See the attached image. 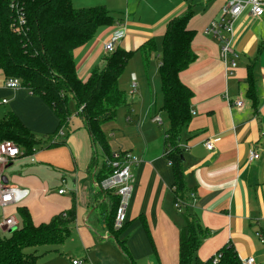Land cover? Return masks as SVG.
I'll use <instances>...</instances> for the list:
<instances>
[{"label": "crops", "instance_id": "obj_1", "mask_svg": "<svg viewBox=\"0 0 264 264\" xmlns=\"http://www.w3.org/2000/svg\"><path fill=\"white\" fill-rule=\"evenodd\" d=\"M139 1L85 0L83 8L105 6L118 20L111 32L123 25L125 38L119 47L127 51H137L154 40L158 74L168 23L193 12L189 28L195 32L192 49L197 58L180 77L194 93L193 118L182 135L181 146L185 149L186 183L196 189L197 199L190 212L207 231L198 257L207 261L231 245L242 264L249 258L255 259L254 264H264L260 238H264V15L255 18L247 9L236 20L233 46L238 60L231 75L219 44L205 34L211 22L222 17L225 0ZM126 3L132 6L128 17L122 12ZM104 30L75 51L77 73L84 82L94 69L106 65L104 43L111 32L104 34ZM249 67L255 80L253 88L248 80ZM5 80L0 70V119L13 112L43 145L34 155L23 154L4 169L7 185L24 192L25 197L0 210V223L14 218L20 227L18 210L22 207L28 208L36 225L72 207L77 212L71 237L58 250L43 253L38 264H178L179 231L184 222L174 205L173 169L164 156L170 123L161 112L163 96L158 106L157 99L152 98L147 110L140 103L127 101L122 107L127 108L126 121L120 128H110L116 131L110 139L103 126L113 154L126 152L138 159L131 170L133 191L127 200L126 228L116 237L106 224L109 200L97 191V175L106 160L100 158L99 147L92 144L84 122L77 129L69 124L58 132L60 121L51 107L25 88H7ZM138 89V85L136 91L131 89L132 96ZM238 102L242 107L236 106ZM155 117L162 119L161 125L153 122ZM165 121L168 126L163 130ZM117 135L119 142L113 147L111 140ZM53 142L57 146L49 148ZM207 142L213 143V150L206 148ZM253 152L259 158L250 161ZM95 154L99 160L94 166ZM63 185L68 186L69 193H59ZM122 241L130 257L121 249Z\"/></svg>", "mask_w": 264, "mask_h": 264}, {"label": "trees", "instance_id": "obj_2", "mask_svg": "<svg viewBox=\"0 0 264 264\" xmlns=\"http://www.w3.org/2000/svg\"><path fill=\"white\" fill-rule=\"evenodd\" d=\"M192 16L193 12L188 11L173 18L167 25L161 45V112L167 115L170 123L164 156L173 169L174 205L179 206L177 209L181 211L184 222L179 231L178 264H214L213 257L207 261L198 257L207 231L197 216L190 212L191 204L197 199L196 189L186 183L185 149L181 146L182 135L193 118L191 101L194 93L180 78L197 58L192 49L195 32L189 28ZM117 21L105 6L77 9L73 0H0V70L6 79L19 80L23 88L54 110L60 121L58 132L69 127V101L72 99L92 144L100 148L105 160L111 159L113 153L103 126L114 121L118 110L127 104L120 79L134 54L140 53L147 63L157 51L154 40H149L137 51L118 47L115 53L106 57L105 67L94 69L86 82L81 80L77 73L75 51L93 41L100 30L114 28ZM251 67L248 80L253 88L255 80ZM5 141L15 143L27 156L34 155L43 145V141L13 112L0 119V144ZM54 146H57L56 142L50 143L49 148ZM98 160L95 154L94 166ZM111 174L112 169L103 165L97 182L101 183ZM99 194L109 200V208L105 209V212H110L106 224L118 237L126 228L125 225L116 228L121 198L114 191L101 190ZM18 214L21 226L9 235L0 233V264H38L43 253L56 251L67 242L77 219L75 207L40 225L33 222L27 207L19 208ZM144 226L149 232L145 220ZM119 245L130 257L125 241L119 242ZM39 247L50 249L42 254L38 250L26 252ZM217 254L220 255L217 264H242L231 245L224 246Z\"/></svg>", "mask_w": 264, "mask_h": 264}, {"label": "built area", "instance_id": "obj_3", "mask_svg": "<svg viewBox=\"0 0 264 264\" xmlns=\"http://www.w3.org/2000/svg\"><path fill=\"white\" fill-rule=\"evenodd\" d=\"M225 1V5L222 9V17L219 20L212 21L205 34L215 39L220 45L221 56L227 66L228 73L232 75L238 60V55L235 53L233 46L235 33L234 24L247 9L250 10L253 17L261 18L264 15V0ZM20 25L22 24L20 23ZM17 30L20 31L21 28L18 27ZM124 38L125 30L123 25H118V29L112 31L104 43V50L106 54L110 55L115 53ZM5 86L9 89L23 88L17 79H6ZM132 89L133 91H136V84H133ZM4 103H6V101H4ZM236 106L242 107V103L238 102L236 103ZM153 122L161 125L162 119L160 117H155ZM205 146L208 150L214 149L212 142H207ZM23 154V151L11 141H5L0 144V210L4 209L8 205L21 201L25 197L24 192L11 188L4 183V169ZM258 158L259 155L257 153H251L250 161L257 160ZM137 163L138 159L130 153H115L111 159L106 160V165L108 168L112 169V174L101 183L96 181L100 190L104 192L114 191V193L121 198L116 216V228L118 229L125 225L127 200L130 198L133 191V176L131 170ZM59 193L63 194L65 191L61 190ZM177 208H179V206H177ZM13 228H17V222L14 218L4 219V221L0 223V231L2 233H8ZM260 238L264 243V238L262 236ZM219 259L220 255L216 254L213 257V263L217 264ZM254 262V258H249L244 261L243 264H254ZM73 264L83 263L82 261H73Z\"/></svg>", "mask_w": 264, "mask_h": 264}, {"label": "rangeland", "instance_id": "obj_4", "mask_svg": "<svg viewBox=\"0 0 264 264\" xmlns=\"http://www.w3.org/2000/svg\"><path fill=\"white\" fill-rule=\"evenodd\" d=\"M85 0H74L75 7L76 8H83V2ZM141 0L138 2V4H141ZM130 7V8H129ZM132 6L129 5L124 10H122L125 17H128L127 10L131 9ZM118 12V11H117ZM125 19V18H124ZM108 32H111V29L104 30V34H108ZM112 33V32H111ZM110 33V34H111ZM107 36V35H106ZM210 37V36H209ZM212 38V37H211ZM220 46V45H218ZM121 47V46H120ZM122 49L124 47H121ZM126 48H124L125 50ZM128 49H126L127 51ZM132 51L131 49H129ZM157 56L158 54L155 52L153 53L150 58L148 64H144L142 56L138 53L134 54L132 59L130 60L125 73L123 74L121 81H120V87L121 89L126 93L127 95V101L128 103H140L142 108L148 109L150 105V101L153 99H157V106L162 101V94H161V83H160V77L158 74V64H157ZM136 84L138 85L139 89L137 90V93L132 96L131 89L132 85ZM139 94H141V101L139 99ZM137 98V100H135ZM153 102H155L153 100ZM69 109L71 111V120L69 122L70 127L72 129L79 128L83 121L79 116H76L77 109L75 106V103L72 99L69 101ZM75 115V116H74ZM127 116V108H122L119 110L118 115L116 117V120L112 122H107L104 125V129L106 130L109 139L111 138V134H114L116 131L110 130L111 127L113 128H120L124 122L126 121ZM168 126L167 122L165 121V124L163 127H161L163 130L166 129ZM67 132V131H66ZM116 139L111 140L113 147H117V143L119 142V136H116ZM98 153L100 155V158L102 159V152L100 148H98ZM8 175V172H6ZM11 182V181H10ZM59 189H56L54 193H57ZM61 190H64L65 192L69 193V188L67 185H63ZM100 188L97 187V191H99ZM9 235V234H7ZM47 249H50L48 247H39L37 249H29L26 252L27 253H33L34 251L38 250L39 254H42Z\"/></svg>", "mask_w": 264, "mask_h": 264}, {"label": "water", "instance_id": "obj_5", "mask_svg": "<svg viewBox=\"0 0 264 264\" xmlns=\"http://www.w3.org/2000/svg\"><path fill=\"white\" fill-rule=\"evenodd\" d=\"M4 183H6V184L8 183V180H7L6 177L4 178ZM15 230H16V228L11 229V230L9 231V234L13 233Z\"/></svg>", "mask_w": 264, "mask_h": 264}]
</instances>
